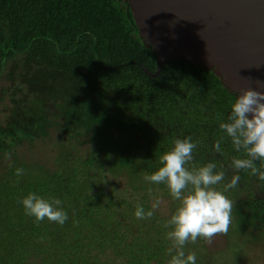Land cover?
Instances as JSON below:
<instances>
[{"label":"trees","instance_id":"16d2710c","mask_svg":"<svg viewBox=\"0 0 264 264\" xmlns=\"http://www.w3.org/2000/svg\"><path fill=\"white\" fill-rule=\"evenodd\" d=\"M139 64L153 72L155 55L138 37L125 0H0V148L5 138L10 147L51 129L70 146L56 144L53 169L10 163L0 173V264H112L108 257L113 264H167L164 225L176 206L137 219L136 207L151 205L105 189L95 157L73 152L81 141L106 171L126 169L135 179L151 174L175 139L190 136L199 143L187 167L215 163L225 183L236 174L230 160L242 154L227 139L223 154L213 147L236 94L183 59L154 76ZM239 175L228 191L231 231L256 240L264 237V182ZM154 186L167 190L147 181L131 189ZM29 193L60 199L66 223L26 216L19 201ZM204 258L196 254V264L210 263Z\"/></svg>","mask_w":264,"mask_h":264},{"label":"clouds","instance_id":"9594fccd","mask_svg":"<svg viewBox=\"0 0 264 264\" xmlns=\"http://www.w3.org/2000/svg\"><path fill=\"white\" fill-rule=\"evenodd\" d=\"M219 128L224 135L214 143V150L223 154L221 143L227 139L232 149L242 154L231 158L229 167L236 174L224 184L222 191L215 186L225 180V171H216L215 163L187 167L193 161V153L199 143L190 136L175 139L171 148L158 156L159 166L143 177L152 184L164 185L170 197L177 202L175 211L164 225L169 229L166 239L171 242L167 264H196V254L184 251L187 243L201 239L210 244L213 237L227 235L234 202L224 193L237 188L241 171L264 182V91L242 89L231 102L230 111ZM23 174L22 168L16 169V175ZM19 203L24 214L34 218L36 223L47 219L63 226L68 220L60 199L48 200L29 193ZM161 203L160 199H155L148 211L138 205L134 216L139 220L150 219Z\"/></svg>","mask_w":264,"mask_h":264},{"label":"water","instance_id":"95a60500","mask_svg":"<svg viewBox=\"0 0 264 264\" xmlns=\"http://www.w3.org/2000/svg\"><path fill=\"white\" fill-rule=\"evenodd\" d=\"M156 75L176 58L210 70L236 95L264 91V0H125ZM199 33V35H198Z\"/></svg>","mask_w":264,"mask_h":264},{"label":"rangeland","instance_id":"374dc122","mask_svg":"<svg viewBox=\"0 0 264 264\" xmlns=\"http://www.w3.org/2000/svg\"><path fill=\"white\" fill-rule=\"evenodd\" d=\"M4 84L5 82L0 80V89ZM9 141L10 140L5 138V141L2 142V148H0V173H2L5 167H8L10 163L17 165L25 163L31 168H34V170H36V167H40L41 170L53 169L54 156L59 146L56 144L58 142H66L65 145L70 148L67 139L60 138L59 133L54 129H51L45 137L25 139L21 142L14 143L10 147L7 145ZM73 152L75 155L82 158L89 154L95 157L96 164L92 168L104 172L102 184L105 189H111L115 193H119L121 196L133 201H137L141 197H144L150 205L155 199H160L162 203L160 207L155 210L160 215H167L172 207L177 206V202L174 201L170 197L168 191L163 188L154 186L144 190L136 189L133 191L131 189L132 187H136L141 181H145L143 179L144 175L140 174L138 178L134 179L126 169H115L112 172L106 171L104 160L100 155L98 156V154L93 153L91 145L85 141L77 143ZM195 166L199 167L198 165ZM191 167L192 166H189V168ZM224 184L225 182H222L215 187L217 190H219V187L223 190ZM224 194L230 199L228 192ZM233 228H235V226L231 223L227 235H217L213 237L210 244L201 239H198L195 243L189 242L185 245L184 251L186 254L194 252L195 254L201 255L205 257L203 259L204 261H209L211 264H264V237L252 240L249 236L246 237L243 233H240V231L235 232L234 235L231 231ZM236 230L240 229L236 227ZM73 235L75 238H80V233L78 232ZM170 246L171 242L168 240L166 248L168 249ZM166 257L168 260L170 259L168 254ZM29 259L31 258L28 257V260ZM107 261L112 264L115 263L109 257ZM34 262L39 264L37 261Z\"/></svg>","mask_w":264,"mask_h":264}]
</instances>
